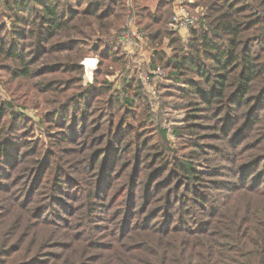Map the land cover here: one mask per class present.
<instances>
[{
	"label": "trees",
	"instance_id": "trees-1",
	"mask_svg": "<svg viewBox=\"0 0 264 264\" xmlns=\"http://www.w3.org/2000/svg\"><path fill=\"white\" fill-rule=\"evenodd\" d=\"M150 1L0 0V264H264V0H192L187 44ZM131 21L175 150L137 76L108 81Z\"/></svg>",
	"mask_w": 264,
	"mask_h": 264
},
{
	"label": "rangeland",
	"instance_id": "rangeland-1",
	"mask_svg": "<svg viewBox=\"0 0 264 264\" xmlns=\"http://www.w3.org/2000/svg\"><path fill=\"white\" fill-rule=\"evenodd\" d=\"M157 0H151L150 1V5H154L156 3ZM193 2V1H192ZM123 47V46H122ZM152 55L149 54L148 57V62L147 64L142 63L141 65L147 66L150 63ZM88 59H92L94 60L95 63V67L94 70L91 72V77L87 78L86 77V67L84 65L85 60ZM84 69V74H83V84H90L92 83L93 80V73L97 68V64H98V60L95 56H87L83 62L81 63ZM131 64V63H130ZM141 65H136V67L134 68H130L126 65L125 70H120L117 71L116 73H114L112 76H109L108 81L113 85L114 88H118L120 85V81L122 79V77L127 74V76H137L140 85L142 86L141 83V76L149 71L152 70H145L144 66L141 67ZM155 69V68H154ZM150 91L154 92V94H152L151 92L149 93H145L146 96H148V99L151 101V107L152 110L151 112L155 115L156 117V121L160 122V124L162 125L163 128L167 129V140H168V148L175 150L177 147V144L180 142L179 138L173 133L171 126H176V125H180L183 122L184 119V113H181L180 111L176 110L175 108L171 107V106H166L165 108H163V100H169V98H171V96L168 94L167 96H163V92H167V90L169 89V86L171 84V81L167 78V74L164 71H161L160 75L157 76H150ZM161 94V97H159ZM0 97L3 99L4 94L0 91ZM26 113L31 117V118H35L34 117V112L31 110H28V112L26 111ZM196 167L198 169L199 173H204L206 170L204 168V165L202 163H197Z\"/></svg>",
	"mask_w": 264,
	"mask_h": 264
},
{
	"label": "built area",
	"instance_id": "built-area-1",
	"mask_svg": "<svg viewBox=\"0 0 264 264\" xmlns=\"http://www.w3.org/2000/svg\"><path fill=\"white\" fill-rule=\"evenodd\" d=\"M186 4H192V0H176L173 17L171 19V22L168 24L170 28L178 32L185 44L188 43L187 40L189 39V31L198 26L199 19L202 16L201 9H195L194 13H189L186 8ZM120 41L123 44V51L129 58H131V60L133 59L132 63L128 64L127 68L130 67L132 69L136 67V65H141L143 61L141 59H137V57L143 50V47L141 46L143 39L134 21H131L128 24L127 31L123 34ZM160 74L161 70L157 68L141 76L140 79L142 87L146 93L151 92L152 94H154V92L150 91V76H157Z\"/></svg>",
	"mask_w": 264,
	"mask_h": 264
},
{
	"label": "bare ground",
	"instance_id": "bare-ground-1",
	"mask_svg": "<svg viewBox=\"0 0 264 264\" xmlns=\"http://www.w3.org/2000/svg\"><path fill=\"white\" fill-rule=\"evenodd\" d=\"M84 65H85L86 71H87L86 72V77L90 78L91 77V72L94 70V67H95L94 60H92V59L85 60Z\"/></svg>",
	"mask_w": 264,
	"mask_h": 264
},
{
	"label": "crops",
	"instance_id": "crops-1",
	"mask_svg": "<svg viewBox=\"0 0 264 264\" xmlns=\"http://www.w3.org/2000/svg\"><path fill=\"white\" fill-rule=\"evenodd\" d=\"M148 57H149V53H148V51H146L144 49L139 53V56L137 57V59H141L143 61V63H147Z\"/></svg>",
	"mask_w": 264,
	"mask_h": 264
}]
</instances>
